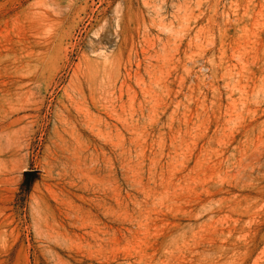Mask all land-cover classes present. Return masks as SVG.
I'll return each mask as SVG.
<instances>
[{
    "label": "rangeland",
    "instance_id": "obj_1",
    "mask_svg": "<svg viewBox=\"0 0 264 264\" xmlns=\"http://www.w3.org/2000/svg\"><path fill=\"white\" fill-rule=\"evenodd\" d=\"M0 264H264V0H0Z\"/></svg>",
    "mask_w": 264,
    "mask_h": 264
}]
</instances>
